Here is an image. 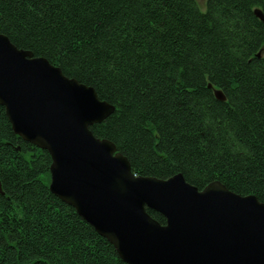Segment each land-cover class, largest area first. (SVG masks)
I'll return each mask as SVG.
<instances>
[{"label":"trees","instance_id":"16d2710c","mask_svg":"<svg viewBox=\"0 0 264 264\" xmlns=\"http://www.w3.org/2000/svg\"><path fill=\"white\" fill-rule=\"evenodd\" d=\"M0 34L113 107L90 130L136 176L264 203V0H0ZM50 165L0 106V264H125L51 193Z\"/></svg>","mask_w":264,"mask_h":264},{"label":"water","instance_id":"95a60500","mask_svg":"<svg viewBox=\"0 0 264 264\" xmlns=\"http://www.w3.org/2000/svg\"><path fill=\"white\" fill-rule=\"evenodd\" d=\"M255 15L263 21L260 11ZM0 106L13 133L49 155L51 193L125 264H264V203L218 182L198 190L180 174L136 176L116 147L90 130L113 107L2 34Z\"/></svg>","mask_w":264,"mask_h":264},{"label":"rangeland","instance_id":"374dc122","mask_svg":"<svg viewBox=\"0 0 264 264\" xmlns=\"http://www.w3.org/2000/svg\"><path fill=\"white\" fill-rule=\"evenodd\" d=\"M197 1V4H198V7H199V10L201 12H204L205 11V8H206V1L207 0H196Z\"/></svg>","mask_w":264,"mask_h":264}]
</instances>
